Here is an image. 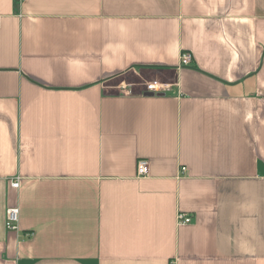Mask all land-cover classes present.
<instances>
[{
  "label": "crops",
  "instance_id": "crops-1",
  "mask_svg": "<svg viewBox=\"0 0 264 264\" xmlns=\"http://www.w3.org/2000/svg\"><path fill=\"white\" fill-rule=\"evenodd\" d=\"M0 264H264V0H0Z\"/></svg>",
  "mask_w": 264,
  "mask_h": 264
},
{
  "label": "built area",
  "instance_id": "built-area-1",
  "mask_svg": "<svg viewBox=\"0 0 264 264\" xmlns=\"http://www.w3.org/2000/svg\"><path fill=\"white\" fill-rule=\"evenodd\" d=\"M19 2H22L24 0H18ZM193 58L191 53L183 52L182 58H181V66H188L192 63ZM160 90H162V85H160L158 82H153L146 86L147 92H153L157 93ZM149 175V161L148 160H139L137 164V176L139 178L147 177ZM20 186V178L17 177L11 182V187L18 189ZM178 222L180 224H190L192 222V219L187 217L183 213L178 214ZM19 222H20V209L18 207H11L7 209L6 212V220H5V227L10 232H17L19 231ZM27 236H30L28 234Z\"/></svg>",
  "mask_w": 264,
  "mask_h": 264
},
{
  "label": "rangeland",
  "instance_id": "rangeland-1",
  "mask_svg": "<svg viewBox=\"0 0 264 264\" xmlns=\"http://www.w3.org/2000/svg\"><path fill=\"white\" fill-rule=\"evenodd\" d=\"M140 71H131L126 73L125 75L116 78L115 81L112 82V86L117 88V92L123 93H140L146 89V86L156 82L153 81L152 78L148 80V78L144 77ZM151 81V82H150ZM160 85H166L165 81L158 80Z\"/></svg>",
  "mask_w": 264,
  "mask_h": 264
},
{
  "label": "water",
  "instance_id": "water-1",
  "mask_svg": "<svg viewBox=\"0 0 264 264\" xmlns=\"http://www.w3.org/2000/svg\"><path fill=\"white\" fill-rule=\"evenodd\" d=\"M146 95H147V96H153L154 93H152V92H151V93H146Z\"/></svg>",
  "mask_w": 264,
  "mask_h": 264
},
{
  "label": "trees",
  "instance_id": "trees-1",
  "mask_svg": "<svg viewBox=\"0 0 264 264\" xmlns=\"http://www.w3.org/2000/svg\"><path fill=\"white\" fill-rule=\"evenodd\" d=\"M142 93H146V91H143Z\"/></svg>",
  "mask_w": 264,
  "mask_h": 264
}]
</instances>
